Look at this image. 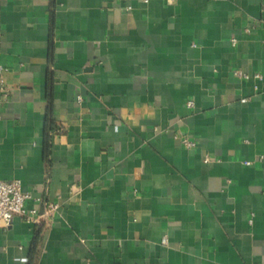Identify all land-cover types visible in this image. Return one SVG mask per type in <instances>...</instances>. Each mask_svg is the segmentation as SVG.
Wrapping results in <instances>:
<instances>
[{
    "label": "crops",
    "instance_id": "0c3cea01",
    "mask_svg": "<svg viewBox=\"0 0 264 264\" xmlns=\"http://www.w3.org/2000/svg\"><path fill=\"white\" fill-rule=\"evenodd\" d=\"M0 65V180L58 205L0 264H264V0H0Z\"/></svg>",
    "mask_w": 264,
    "mask_h": 264
},
{
    "label": "built area",
    "instance_id": "2783aa9c",
    "mask_svg": "<svg viewBox=\"0 0 264 264\" xmlns=\"http://www.w3.org/2000/svg\"><path fill=\"white\" fill-rule=\"evenodd\" d=\"M250 29L246 28L248 32ZM236 40H232V44H235ZM6 68L0 65V101L7 102L12 93V89L5 85L1 80L2 75L6 72ZM235 75L240 78L247 79L249 76L241 71H235ZM255 79L261 78L260 75H254ZM80 100V98L78 99ZM243 102L247 99H242ZM187 107L192 108L193 102L188 101ZM182 144L186 148H193L195 142L189 139H182ZM208 159H206V162ZM250 164V162H246ZM32 197L29 193L23 191V184L19 180L1 181L0 180V229H8L11 226L14 216L21 217L26 223L29 224H41L46 216H50L54 211L58 209V205L54 203H44V212L42 215H38L35 209L27 210L25 205ZM166 242V238H163V243Z\"/></svg>",
    "mask_w": 264,
    "mask_h": 264
},
{
    "label": "trees",
    "instance_id": "16d2710c",
    "mask_svg": "<svg viewBox=\"0 0 264 264\" xmlns=\"http://www.w3.org/2000/svg\"><path fill=\"white\" fill-rule=\"evenodd\" d=\"M51 124V123H50Z\"/></svg>",
    "mask_w": 264,
    "mask_h": 264
}]
</instances>
